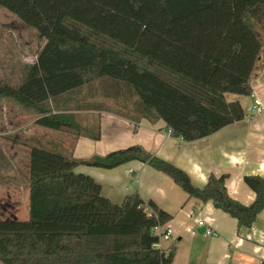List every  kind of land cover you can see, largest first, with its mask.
I'll list each match as a JSON object with an SVG mask.
<instances>
[{"label": "trees", "instance_id": "1", "mask_svg": "<svg viewBox=\"0 0 264 264\" xmlns=\"http://www.w3.org/2000/svg\"><path fill=\"white\" fill-rule=\"evenodd\" d=\"M0 8L43 39L17 82L0 77V98L36 112L34 125L98 139V126L53 113L66 102L65 111L106 110L135 124L161 120L173 137L190 142L244 117L225 94L252 93L264 0H0ZM98 80L107 94L81 99ZM28 147L27 217H0L2 264H171L174 250L158 247L155 231L171 215L138 192L112 201L100 183L74 171L79 164L110 169L140 161L198 204L211 201L238 227H250L264 208V175L243 176L255 194L243 204L227 193V174H209L197 187L139 145L80 160Z\"/></svg>", "mask_w": 264, "mask_h": 264}, {"label": "crops", "instance_id": "2", "mask_svg": "<svg viewBox=\"0 0 264 264\" xmlns=\"http://www.w3.org/2000/svg\"><path fill=\"white\" fill-rule=\"evenodd\" d=\"M35 55L29 58L33 59ZM20 58L24 62L22 66L31 63L26 61L24 55H20ZM259 64V69L251 78L252 93L246 96L250 97L251 101L243 103L234 100L238 101L244 110L243 119L205 138L190 142L180 141L166 130L161 120L152 122L141 118L135 124L106 110L65 111L69 107L64 108L67 104L64 102L60 111L53 113H69L72 120L83 126L96 123L100 135L94 140L86 136L59 132L61 141L53 144L51 149L64 153L68 147L69 154H64L80 160L139 145L150 154L185 171L191 183L197 187L205 184L209 174H227V193L241 203L249 204L255 194L243 182V176L264 175V50L261 52ZM97 82L82 93L81 99H99L107 94L103 92L107 86L99 80ZM10 100L0 98V111L4 117L16 118L23 111ZM256 100L262 105L260 113H256L252 108ZM35 118L36 115L28 123L16 119L17 126L9 132L0 129L8 149L10 146L13 151L18 150L19 144L22 148L14 157L11 155V163L0 167V184L5 187L18 182L19 185L14 188L25 189L28 177L27 145L39 142L41 137L45 140L47 136L58 132H51V129L41 130L40 126L33 124ZM30 127H33L31 131ZM22 130L27 133L30 141L11 138L13 132ZM74 171L91 176L100 183L102 195L116 203L121 202L126 195L138 192L142 199L153 201L169 213L171 219L161 226V229L169 227L171 236L167 240H161L160 247L164 250H174L171 264H264V208L257 214L250 227H238L236 219L215 208L211 201L198 204L193 198H188L169 176L140 161L131 160L110 169L78 165ZM25 191L28 200L27 187ZM11 197L13 195L6 192L5 201L0 199V217H7L4 216L7 213L16 217L15 213H10L14 208ZM11 205L12 208L9 209ZM198 221H201L202 225H199ZM207 229L210 234L206 233Z\"/></svg>", "mask_w": 264, "mask_h": 264}, {"label": "rangeland", "instance_id": "3", "mask_svg": "<svg viewBox=\"0 0 264 264\" xmlns=\"http://www.w3.org/2000/svg\"><path fill=\"white\" fill-rule=\"evenodd\" d=\"M257 30H258V33L261 35V38L263 41V49H262V52H263L264 50V28H258ZM18 33H21V35H19ZM42 44H43V39L40 36H38L32 29L27 28L24 24L19 22V20L7 10L0 8V77H7L12 82H17L22 75V70H23L22 63H24L23 61L20 60L21 59L20 55H24V58L26 59V61L32 63L35 57H32L33 59L29 57L34 56L36 51L41 47ZM97 83H100V82H97ZM225 96L228 101L238 100L243 103L251 101L250 97H246L242 95L228 93ZM10 101L13 102V100H10ZM13 103H15L18 109L19 108L22 109L24 114L22 113L20 114L21 116L18 115L16 118L12 116L4 117L5 115H2L0 111L1 131L5 130V132L7 131L9 132L17 126L16 124L17 120H23L24 123H28L36 115V112H33L32 109L21 108V106H19L16 102H13ZM14 121L15 123H13ZM89 126H91L92 128H95L97 127V124L93 123L92 125H89ZM32 129L33 127H30V131ZM41 130L46 131L48 129L41 127ZM51 132H54V131L51 130ZM31 134L32 132H30V135ZM59 134L61 133L59 132H56L55 134L52 133L51 135L47 136L45 140L41 137L39 138L40 140L39 142L32 143L29 145L34 144L36 146L51 149L53 144H55L57 141H61L60 139L61 136H58ZM4 138L5 137H3L0 134V167L7 166L8 163H11L13 160L12 157H14V154L16 152H20V149L22 150L20 144L18 146L19 147L18 150L13 151L10 148V146L8 149L7 142L6 140H4ZM11 138H20L21 140L24 139L26 141H30L29 136L27 135V133L24 132V130L20 132H13L11 134ZM68 149H69L68 147L65 148V151H64L65 154H69ZM18 185H19L18 182L11 183L9 184L8 187H5L4 185L0 184V199H3L2 201H5L4 198H5L6 192L11 193L13 195V197L11 198L14 201L12 203L14 205V208L10 213H15L16 217L19 219H25L27 217V210H28V200H27L26 191H25L26 185H24L25 189H21V187H18L17 189H15L14 186L16 187ZM8 208L9 209L12 208V205L11 207H8ZM0 210H1V207H0ZM8 215L9 214L7 213V215H4V216H8ZM0 264L2 263L0 262Z\"/></svg>", "mask_w": 264, "mask_h": 264}, {"label": "built area", "instance_id": "4", "mask_svg": "<svg viewBox=\"0 0 264 264\" xmlns=\"http://www.w3.org/2000/svg\"><path fill=\"white\" fill-rule=\"evenodd\" d=\"M256 113H260L262 111V105L259 100L255 101V104L252 107ZM199 225H202L201 221H198ZM156 233H158L159 236V242L156 244L158 247H160L161 240H167L171 236V229L169 227L165 229H161V226L156 227L155 229ZM207 234H210V230H206Z\"/></svg>", "mask_w": 264, "mask_h": 264}]
</instances>
